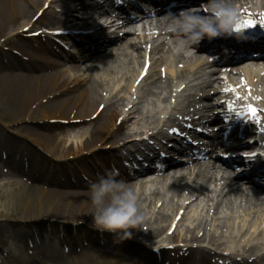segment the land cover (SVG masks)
Listing matches in <instances>:
<instances>
[{
    "label": "bare ground",
    "instance_id": "bare-ground-1",
    "mask_svg": "<svg viewBox=\"0 0 264 264\" xmlns=\"http://www.w3.org/2000/svg\"><path fill=\"white\" fill-rule=\"evenodd\" d=\"M92 2L0 0V59L6 60L0 62V104L9 115L1 125L5 136L0 152L18 161L16 169L28 163L33 179L47 176L35 194L24 193L25 202L35 206L36 215L62 223L72 215L78 225L60 232L68 246L111 234L94 229L89 215L88 188L96 178L84 166L101 159L95 171L115 170L117 179L134 187L145 216L140 227L129 230V238H122L120 230L115 233L127 252L151 264H214L218 257L226 264H264V183L257 184L264 179V167L252 170L257 156L249 155L264 148V0H236L240 16H248L253 25L234 34L235 44L224 38L214 42L217 51L212 52L204 39L192 46L194 51L182 53L174 51L159 18L169 10L204 9L206 0H174L173 8L164 5L153 12L128 0L107 7ZM85 38L97 40L103 52L93 44L84 58L92 61L83 68L72 53L64 64L51 58L57 48L85 47ZM229 48L249 53L236 67L221 70L217 65L236 62L227 55L217 57ZM193 59L199 66L188 69ZM160 64L165 73L148 82ZM188 90L200 93L191 92L183 107L178 99ZM208 92L230 97L234 107L227 100L206 101ZM215 103L241 119L243 127L230 119L223 135L221 125L210 126L217 116L207 112ZM166 131L171 138L187 132L195 142L179 150L183 161L154 166L156 149L148 148L150 140ZM200 143L208 149L198 147ZM215 149L228 155L217 156L226 169L212 159ZM148 153L153 156L147 158ZM141 159L147 168H136ZM127 165L133 166L131 172ZM62 169L70 182L58 179ZM71 187L81 191L66 190ZM241 213L246 218L234 227ZM122 255L124 264H139ZM73 262L81 264L78 258Z\"/></svg>",
    "mask_w": 264,
    "mask_h": 264
},
{
    "label": "rangeland",
    "instance_id": "rangeland-1",
    "mask_svg": "<svg viewBox=\"0 0 264 264\" xmlns=\"http://www.w3.org/2000/svg\"><path fill=\"white\" fill-rule=\"evenodd\" d=\"M69 3H71V1ZM59 14L60 13L57 15ZM97 43L98 42H96V44ZM86 45L89 46L90 43H86ZM99 45L100 44H98V46ZM102 48L103 47H100V52H103L101 51ZM87 49L88 47L76 48L69 47L68 45L67 49L65 50L57 48L58 51L56 50V52H58V54L56 56H51V58L64 64L67 54L69 55V53H72V55L74 54L78 57V59L82 60L80 64L81 68H83L86 64H89L92 61L91 59L84 61V58L89 56ZM111 49L112 44L108 50ZM206 55L207 54H203V58H205ZM0 62L3 63L6 62V60L0 59ZM237 64H219L217 67L222 70L228 67H236L235 65ZM160 65L161 66H155L151 70V76L147 80L148 82H153V80L157 78L158 75L160 77V75L165 73V66L163 64ZM198 66V62L193 59L187 68L197 69ZM148 67V63H144V71H146ZM232 74L236 75L235 73ZM223 88L226 89V87ZM194 91L200 93L198 90H188L183 94L182 97L178 99L181 102V106L184 107L187 105L188 101L187 99L184 100V98H187V96ZM120 94L124 95V92H121ZM208 94L210 96V99H206L208 102H215L216 99H220L225 101L227 100L231 105H233V102L230 101V97H220V95H222L221 92L216 94L213 92H208ZM215 104L216 105L213 106V109L207 112V115L213 114L217 116L211 121L210 126L218 129L220 128L219 126L221 123H223L222 133L225 134L230 127L228 121L232 119L233 116H230V113L225 110L223 106L219 105L218 103ZM258 116L260 115L258 114ZM8 118L9 115L4 109L1 108L0 104V140L4 139L5 136L1 125L5 123ZM67 131H69V129H67ZM182 134L185 135V133ZM186 137H184V139ZM177 138L183 139L181 136H178ZM202 141L205 142V139ZM234 141L235 143H238L237 139ZM198 147L201 149L206 147L208 149L209 146L208 144H199ZM217 156L225 159L228 157V155L223 154L222 150L218 149L211 151V157L215 163L219 164L220 167L225 168L226 166H223L222 163L220 164ZM100 160L101 159L92 160L85 163V171L88 172L87 174L90 175L91 178H96L98 175L103 174L99 171H95L96 167L98 166L97 163H99ZM17 162L18 161L14 159L7 160L3 158V154L0 152V264H74V258H78L81 264H124L122 254L130 255V258L132 257L139 264H151L150 262L145 261L144 258V260H141L140 258L142 256H140L138 253L135 254L134 252H127V249L122 244V239H120L121 237L115 233H111L105 237H99V239L94 238L90 242L80 240L79 246H68L66 241H63V237L61 236L60 232L69 229L70 226L78 224L71 220L72 215H69V218L63 223L54 218L36 215L37 212L35 206L32 203L27 204L25 202L24 193L32 192L31 194H35L39 186L42 185V180L47 177L46 173H41L40 176H36L35 179H33L28 167V163H26V167H22V169H16L14 164ZM76 170L77 169H74V171ZM67 172L68 171L66 169L60 170L59 174L62 176H60L58 179L61 181L63 180L70 182ZM80 179H82L84 182H88L87 179L90 178L88 176L82 175V177L80 176ZM52 180L57 181L56 176H54ZM261 181L264 180H259V184ZM251 187H253V185H251L250 188ZM30 188L33 190H30ZM62 189L65 190L64 187H62ZM66 190L81 191L79 188L75 189L72 187ZM60 199L64 204V198L61 197ZM73 207L74 204L71 203L70 210L73 209ZM245 218L246 216H244L242 213L239 214V216L232 222V225L234 227L241 225ZM84 223L89 225L87 222ZM250 230L252 229L250 228ZM180 234L182 238L187 237L186 233ZM226 244L231 246L233 243L228 242ZM138 259L140 261H138ZM219 262L224 264L225 260L223 261V258H219Z\"/></svg>",
    "mask_w": 264,
    "mask_h": 264
},
{
    "label": "clouds",
    "instance_id": "clouds-1",
    "mask_svg": "<svg viewBox=\"0 0 264 264\" xmlns=\"http://www.w3.org/2000/svg\"><path fill=\"white\" fill-rule=\"evenodd\" d=\"M240 18L236 0H206L205 8L171 10L159 18V27L167 34L176 53L194 51L204 39L228 37ZM115 170H106L89 184V215L92 227L100 232L130 237V229L140 227L145 216L134 187L117 179Z\"/></svg>",
    "mask_w": 264,
    "mask_h": 264
},
{
    "label": "snow or ice",
    "instance_id": "snow-or-ice-1",
    "mask_svg": "<svg viewBox=\"0 0 264 264\" xmlns=\"http://www.w3.org/2000/svg\"><path fill=\"white\" fill-rule=\"evenodd\" d=\"M261 24H264V16L261 17ZM253 25V21L251 19H246V20H238L237 23L235 24L233 31H241L242 28L245 27H251ZM249 112L252 115H255L256 109L252 108L251 106L249 107Z\"/></svg>",
    "mask_w": 264,
    "mask_h": 264
}]
</instances>
